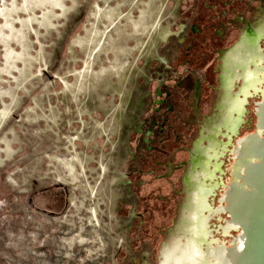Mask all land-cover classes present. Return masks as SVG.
Listing matches in <instances>:
<instances>
[{"label": "rangeland", "instance_id": "374dc122", "mask_svg": "<svg viewBox=\"0 0 264 264\" xmlns=\"http://www.w3.org/2000/svg\"><path fill=\"white\" fill-rule=\"evenodd\" d=\"M101 0H0V264H159L204 92L245 0H193L83 143L62 87Z\"/></svg>", "mask_w": 264, "mask_h": 264}, {"label": "water", "instance_id": "95a60500", "mask_svg": "<svg viewBox=\"0 0 264 264\" xmlns=\"http://www.w3.org/2000/svg\"><path fill=\"white\" fill-rule=\"evenodd\" d=\"M192 1H100L61 89L83 143ZM164 264H264V0H245L204 92Z\"/></svg>", "mask_w": 264, "mask_h": 264}, {"label": "bare ground", "instance_id": "6f19581e", "mask_svg": "<svg viewBox=\"0 0 264 264\" xmlns=\"http://www.w3.org/2000/svg\"><path fill=\"white\" fill-rule=\"evenodd\" d=\"M162 252H161V255H162V257L160 258V262H159V264H164L165 263V259H166V255H167V249L165 250H161Z\"/></svg>", "mask_w": 264, "mask_h": 264}]
</instances>
